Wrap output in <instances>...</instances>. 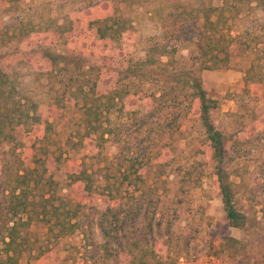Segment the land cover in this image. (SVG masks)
I'll use <instances>...</instances> for the list:
<instances>
[{"label":"trees","instance_id":"obj_1","mask_svg":"<svg viewBox=\"0 0 264 264\" xmlns=\"http://www.w3.org/2000/svg\"><path fill=\"white\" fill-rule=\"evenodd\" d=\"M214 1L220 5L168 9L160 19L159 34L144 39L143 58L138 60L128 58L122 50L130 45L134 27L118 6L129 5L131 0L79 1L84 6L77 11L78 19L89 18L86 31L92 45L88 47L98 50L100 46L102 54L97 55L96 50L94 56L86 55L84 44L90 41L83 39L76 52L66 51L70 60L39 45L41 61L37 62L32 52L37 48L25 31L27 27H21L17 36L13 34L27 47L23 59L0 52V146H12L0 171V264H19L23 257L41 260L49 253L50 242L55 245L75 234L82 238V264H164L135 238L132 250L126 247L128 236L133 237L140 224L146 223V235L159 228L155 215L149 218L148 208L136 199L123 202L118 191L112 194L110 187L98 185L88 169H79L70 158H63L62 152L52 151L54 124L50 120L65 108L80 115L76 142L68 144L78 152L86 145L113 142L121 161L117 173L127 181L126 173L132 171L137 181L127 185L135 188L147 185L143 177L146 168L139 162L145 142L142 134L157 138L172 135L190 114L209 143L213 193L221 200L228 226L239 231L248 228L250 220L237 205L232 180L245 173L234 163L239 159L240 142L215 129L211 114L219 104L203 84L202 73L228 68L236 50L246 58L244 85H264V23L257 31L239 35L230 29V22L251 4L264 10V0ZM78 19L69 13L58 28L62 45H69V39L81 32ZM189 42H194L195 48L190 63L179 65L177 55ZM17 62L31 64L34 71L54 81L56 95L46 106L48 115L39 112L38 103L22 98L11 81L10 68ZM61 65H65L62 73ZM55 72L60 76L58 82ZM110 75L116 78L114 87L103 90L101 86ZM250 128L244 130L246 135L256 132L264 140V114L252 132ZM244 141L248 144L250 139ZM18 148L23 151L16 153ZM259 163L254 171L264 192V158ZM52 167L66 178L68 195H60V183L50 173ZM99 201L106 206L97 211L93 206ZM221 244L233 254L242 250L233 238H225Z\"/></svg>","mask_w":264,"mask_h":264},{"label":"rangeland","instance_id":"obj_2","mask_svg":"<svg viewBox=\"0 0 264 264\" xmlns=\"http://www.w3.org/2000/svg\"><path fill=\"white\" fill-rule=\"evenodd\" d=\"M79 1L0 0V45L5 46L0 52L4 55L17 54L23 59L22 53L25 54L27 45L14 38L13 34L17 36L21 27H27L25 31L37 48L32 50L36 54L34 61H41L37 52L41 51L39 45L70 60L66 51L76 52L78 46L81 48L83 39L90 41L84 44L86 48L83 51L86 55H93L97 49L88 47V44L92 45L86 31L89 18L80 16L78 19L80 14L77 11L84 6ZM208 5L219 6L220 3L214 0H131L129 5L118 6L119 13L130 19L134 27L130 45L122 50L128 58L142 59L144 39L159 34L160 19L168 9L189 7L199 10ZM69 13L75 14L81 32L69 39V45H62L61 36L56 32L67 21ZM263 23L264 10L253 3L230 22V29L233 35H239L246 30L257 31ZM194 49V42H189L179 52V65L190 63ZM98 53H104L100 46ZM63 67L65 65L59 67L61 73ZM246 68V58L235 50L228 68L202 73L203 84L219 104L211 114L215 129L225 138L233 136L240 142L237 146L239 159L234 163L245 173L232 180L236 185L237 205L250 220L244 231L232 229L227 224L221 200L213 193L209 143L200 123L190 114H186L178 132L172 135L166 133L157 138L142 134L145 142L139 150V162L146 168L143 177L147 185L140 188L127 185L130 181H137L130 174L132 171L126 173L129 177L127 181L117 173L121 161L118 159V146L113 142H97L98 147L86 145L78 152L68 144L70 140L71 143L76 142L74 135L80 130L78 111L65 108L51 118L55 145L52 151L62 152L63 158H70L75 167L88 169L98 185L110 187L112 194L118 191V197L123 202L132 203L130 199H136L143 203L145 209L148 208L149 218L151 214L155 215L154 223H159V228H155L152 235H146V223L140 224L137 233L133 237L128 236V249L132 250L135 238L140 247L153 250L164 264H264V192L261 190L262 182L254 171L264 158V140L256 132L251 137L244 133L250 126L249 131L252 132L253 125L264 114V85L245 86L243 78ZM54 76L58 82L59 73L55 72ZM9 77L22 98L38 103L39 112L48 115L46 106L52 103L56 95L52 89V79L34 71L31 64L18 62L10 68ZM115 80V76L110 75L102 89L113 88ZM58 88L55 87V90ZM112 120L115 118L112 117ZM246 137L250 139L248 144L244 141ZM10 149L11 145L0 146V171L9 160ZM17 150L16 153L23 151L20 148ZM26 152L30 153L28 150ZM50 173L60 183V195H68L66 178L53 167ZM105 206V202L99 201L93 207L100 211ZM94 235L100 241L97 231ZM225 238L239 241L242 250L238 254L228 251L221 244ZM48 246L49 253L41 260L23 257L19 264H82V238L79 234L62 239L55 245L50 242Z\"/></svg>","mask_w":264,"mask_h":264}]
</instances>
